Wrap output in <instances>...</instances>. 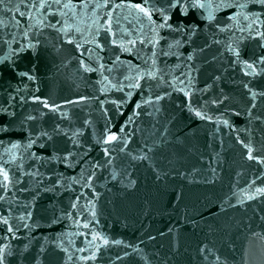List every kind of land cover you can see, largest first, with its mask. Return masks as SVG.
<instances>
[{
	"label": "snow or ice",
	"instance_id": "1",
	"mask_svg": "<svg viewBox=\"0 0 264 264\" xmlns=\"http://www.w3.org/2000/svg\"><path fill=\"white\" fill-rule=\"evenodd\" d=\"M0 2H2V0H0ZM257 2H259L260 4H264V0H257ZM225 6H227V5H225ZM65 7H67V5H65ZM193 7H195V5H193ZM200 7H204V5H200ZM218 7H219V5H218ZM241 7H243V5H241ZM141 11H144V9L141 8ZM245 19H247V17H245ZM248 67L251 68V67H253V65H249ZM113 139H114V137H113ZM4 179H5V181L7 180V173H4ZM4 223H7V221H4Z\"/></svg>",
	"mask_w": 264,
	"mask_h": 264
}]
</instances>
